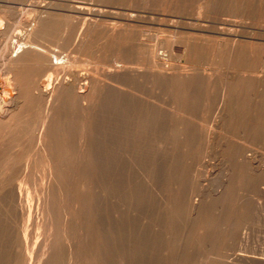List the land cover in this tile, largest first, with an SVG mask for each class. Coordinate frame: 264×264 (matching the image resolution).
I'll use <instances>...</instances> for the list:
<instances>
[{
	"label": "bare ground",
	"instance_id": "1",
	"mask_svg": "<svg viewBox=\"0 0 264 264\" xmlns=\"http://www.w3.org/2000/svg\"><path fill=\"white\" fill-rule=\"evenodd\" d=\"M63 1L0 5V167L9 168L0 180L1 264H31L29 229L18 224L34 205L21 186L30 174L16 187L13 168L38 157L51 172L73 167L62 195L73 194L65 202L74 200L78 264H264V67H240L232 28L189 34L184 45H198L199 57L181 66L147 47L134 8L106 22L98 1ZM207 11L199 4L196 16ZM101 44L120 48L93 63L72 53ZM214 151L221 167H201ZM55 173L40 185L41 202L59 184ZM46 241L37 264L65 260L55 256L63 246L70 259V241L58 249Z\"/></svg>",
	"mask_w": 264,
	"mask_h": 264
},
{
	"label": "rangeland",
	"instance_id": "2",
	"mask_svg": "<svg viewBox=\"0 0 264 264\" xmlns=\"http://www.w3.org/2000/svg\"><path fill=\"white\" fill-rule=\"evenodd\" d=\"M39 1L43 2L46 0H39ZM56 1L62 2L63 0H56ZM75 1L76 0H71V3H74ZM83 1H86V0H83ZM97 1L99 3H96ZM148 1L150 4L148 3ZM185 1H186L184 3L185 6H183V8L181 9L180 7H178L176 5L177 3L173 0H171V1L170 0H129V1L128 0H94V2L96 3L95 4L96 6L101 5V7L106 10V12L102 16H99V19H100L99 21H103V20L104 21L106 20V22L113 21V20L124 21L125 19L122 18L123 13L124 12H130L131 8H134L136 10L135 12L139 16L134 21H131V23H135L136 26L142 30V32L144 33L143 36L144 37L146 36V39L149 41V44L147 45V47L151 46V44L154 43L155 50L156 49H158L157 51L163 50L162 54H163L164 58L166 57L165 60L167 63H169V62L174 63L176 60L177 61V62H175L176 64H179V65H181V64L185 65L186 64V66H189L190 61H188L187 59H193V58L199 57L198 56L199 54L195 50L198 47V45H196L193 42L190 43L189 48L185 47V45H184V42H186L185 40H187L189 38V34L198 33V34L203 35L205 37L212 38L215 36H221L222 34H220L219 31H223V30L225 31L227 29L232 28L231 30H233L237 33V36H236L238 38V49L237 50H239V52L237 53V57H238L237 59L238 60L241 59V61H242V62L241 61L238 62V60H237V62H238V64L240 63L239 64L240 67L242 66V64H243L242 67L248 66L249 62L251 64V68H253L254 70H256L258 72L260 71L259 67L260 68L264 67V0H253V1L252 0H185ZM248 1H250V2H248ZM28 2H29V0H22V1L21 0H14V1L13 0L12 1L11 0H8V1L7 0H0V3H1L0 5L2 6V5L7 4V3L8 4L13 3V4H16L17 7L24 9V8L29 6L27 4ZM242 2H243V5H242ZM170 3H171V5H169ZM203 3H206L208 5V11L198 17V16H196L197 15L196 8L199 4H203ZM250 3H251V5H250ZM252 4H254V5H252ZM253 6H255V7H253ZM242 7L244 10H242ZM218 8H219V10H218ZM239 10H241V11H239ZM31 12L32 11H30V12L27 11V14H30ZM91 17L95 18V16H91ZM225 20L228 23H226ZM11 21H13V19ZM242 25H244L246 27H244ZM17 29L18 28H15V30H17ZM249 35H251V36H249ZM134 36L135 35L131 33V40L134 39ZM245 37H247V38H245ZM243 38H245V39H243ZM97 42H99V40ZM53 45H55V43H53ZM101 45L104 46V48H103L104 50L101 49L92 55L85 54L82 51H72V53L77 54L80 57L87 58L90 62L92 61V63H93L94 61L106 60V59L108 60L110 58H113L115 55L114 53H116V51L120 48L118 44H116L113 47H111L110 44H101ZM160 45H161V47H160ZM170 49H172V50H170ZM124 52H126V51H124ZM202 52H204V51H202ZM202 52L200 54H204ZM224 52H225V54L227 53L226 51H224ZM246 52H247V54H246ZM239 53H241V54H239ZM126 54H129V53H126ZM168 55L171 57H169ZM178 60L180 63H178ZM181 62H183V63H181ZM260 64L262 66H260ZM256 66L258 67L257 69H256ZM0 73H1V70H0ZM104 104L105 103L103 102V105ZM205 157L208 160V163L206 165H202L201 167H209V166L210 167H221V153L220 152L214 151L213 153H210L209 155H206ZM38 158H35V159H38ZM35 159H34L33 163L30 165V167H24V168L23 167H15V168H13V169H17V173L14 177H16V179L17 178L18 179L16 180L15 178H13L14 181H17V182H14L15 186L16 185L18 186V181H21L20 179H22L23 173L25 174V172H26V173L30 174V176L27 174L29 176L28 181L27 182H21V186H22V190H23V196L26 197L29 195V197L32 198V200H34L33 201L34 205L32 204L33 206H32L31 214H30L29 218H28V215L25 214L24 217L21 218V220H20L21 222L19 221L20 223H18L19 227H20V232H22L25 229L26 230L29 229V230H27V232L29 233V237H30L29 246H28V248H25V249L27 250L26 251L27 258L28 257H30V258H28L26 261H27V263L31 262V264H37V262H39L38 259H40V257L44 256L42 254V253H44L43 250H45L47 248V246H45V243H44V242H47L46 240L52 242L55 246H57L56 249H58L59 246H63V244H65V242L70 241L71 245L68 248H71L73 250L72 251L71 249H69L72 251V255L70 257V259L72 261L69 259V257L67 258L68 252L65 249L63 251V248H65L63 246V247H60L61 249L57 250V251L60 250L58 253H57V251L55 252L56 253L55 256L56 257L59 256V257H57L59 259L65 258V260L61 259V262H60V261H58V259H55V264H62V263L66 264L68 262V261H66V259L71 261L70 264H78L79 263V262H77L78 257L75 254L76 252H75V248H74V247H76V243H77V239H78L77 227H76V222H75V218H74V210H73L74 200H73V202H71L72 200H70V199H73V198L70 197V199H67V201L65 202L67 196H71L73 194L70 195V191H69V192H67V196H65L66 191H65V193H63L64 192L63 190H67L66 187H69L70 182L72 181L71 177H72V168L73 167H60V168H58V173L60 174L59 175L58 173H55L53 170L51 172L50 167H48V168L45 167L44 164L42 163L43 160L41 158H39L38 160H35ZM41 166H43V167H41ZM86 168H87V170L90 169V167H85V169H84L85 171H86ZM3 169H4V171H3ZM5 169H6V167H0V180L3 179L5 172L9 170V168H7L6 170ZM60 169L62 170V172L65 171L64 174L66 176H68L69 179L66 178L64 180V178L62 177L64 174L61 173ZM82 171L83 170H81V171L79 170L78 172H76L75 179H77L79 176H82V175H80L81 173L83 174V172L84 173L87 172V171L86 172L85 171L82 172ZM51 173L52 174L55 173L56 175L58 174L59 176H61L60 178H57L58 175L57 176L55 175L56 177L52 176L55 179L57 178L59 180V184L57 182H55V184H54L56 186V188L54 186L55 189H57V187L59 185L65 186L66 183H68L69 185L65 186V187H58L57 190L54 189V192L57 191L56 195H55L57 197L53 196L55 194L53 192L52 193L53 195L51 194L49 196V198L47 199V201L44 200L43 202H41L43 193L40 190V185L42 183L45 184L47 181L49 182V180H50L49 175L51 176ZM69 173H71V175ZM61 174H63V175H61ZM18 175H19V177H18ZM65 175H64V177H65ZM84 177H88V179H89L88 175L84 176ZM29 178L31 180H29ZM44 180L45 181L47 180V181L44 182ZM61 182H63V183H61ZM68 190H70V187L68 188ZM62 194H65V195H62ZM51 196H53V197H51ZM38 198H40V202H37ZM55 198H57V200ZM58 198H60L61 200ZM23 200H25V198H23ZM22 202L24 203L25 201H22ZM67 202L71 203L72 205L68 204ZM39 203H41L42 206H44V207H41V204H39ZM260 203H261L260 208L262 207L260 209V211L262 212V210H264V199H262L260 201ZM70 205L73 206V208H71ZM48 207H49V210H48ZM42 208H44V209H42ZM50 209H52V210H50ZM46 211H48L50 214ZM70 211H73V212H70ZM34 212H35V214H34ZM36 212H38V213H36ZM262 214H264V212H262ZM43 216H45L46 218ZM51 216H53V217H51ZM41 217H43V218H41ZM49 218H51L52 220ZM63 218H64V220H63ZM66 218H68L69 221L71 220V222H69L71 224H68L69 226L67 225L68 221L67 222L65 221V220H68ZM41 219L43 220L42 224H40ZM64 222H66V225ZM251 222H253V221H251ZM60 223H62V225H64V226H62ZM49 224H52V225L49 226ZM31 225H33V226H31ZM248 225L250 228H252L250 226V224H248ZM65 226L67 227V229ZM59 228H61V229L59 230ZM247 228H245V229L242 228V229L251 233L252 230L250 228H248V229ZM64 230L65 231L67 230L66 233H71V235L67 239H65L66 237L64 238V236H66V235H64L65 234ZM47 231H48V233H47ZM30 232H31L32 236H30ZM62 232L64 233L63 237H61ZM48 234L50 236V237L49 236L48 237L52 240L54 237L53 235H55V238L53 241L49 240L47 238V236L45 237V235H48ZM32 245H34V247L36 249H34V247H31ZM230 251H231V249H230ZM1 252H2L1 256L5 255L4 254L5 253L4 248L1 249ZM63 254H65V255H63ZM62 255H63V257H62ZM31 256L33 257L32 261L29 260V259H31ZM33 261H35V262L37 261V262L35 263ZM0 264H1V261H0Z\"/></svg>",
	"mask_w": 264,
	"mask_h": 264
}]
</instances>
